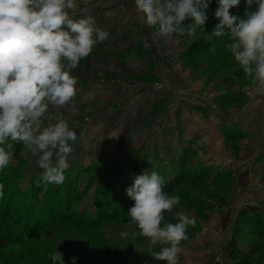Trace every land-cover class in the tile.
Instances as JSON below:
<instances>
[{
  "label": "rangeland",
  "instance_id": "obj_1",
  "mask_svg": "<svg viewBox=\"0 0 264 264\" xmlns=\"http://www.w3.org/2000/svg\"><path fill=\"white\" fill-rule=\"evenodd\" d=\"M78 4V17L89 14L85 11L92 4L102 8V16L95 18L98 27L116 21L117 31H127L129 37L130 29L149 32L147 41L139 44L155 47L157 80L141 72L135 75L140 67L142 71L151 68L142 56V64L136 62L135 69L124 66L122 77L115 79L134 89L138 86L134 93L166 96L170 102L167 114H171L168 119L164 115L151 120L147 106H143L130 109V117L121 116L122 109L116 103L110 107L114 114L103 115L101 126L94 118L99 114L94 115V110L86 113L91 105L85 103L87 108H82L83 98L78 101L74 97L63 116L77 140L60 185L38 183L41 170L35 158L23 143H13L12 163L0 171L4 186L0 202L9 197L6 204L12 223L24 236L21 243L0 248V264H51L50 255L57 251L65 264H72V257L77 258L75 264H164L151 256L159 246L150 249L147 238L134 234L123 210L134 203L125 192L133 176L159 166L165 170V183H173L170 189L165 184L164 191L180 197V204L164 213L165 219L175 222L179 212L196 218L195 226L187 229L188 239L182 242L178 264H264V95L231 59L227 36L208 41L198 31L196 36L185 32L156 38L152 34L155 29L140 19L133 0H78ZM212 5H216L215 0L208 8ZM244 8L241 0L229 11L242 16ZM131 15L139 19L126 20ZM122 18L130 26L127 22L121 28ZM217 22L208 19L205 30L211 31ZM189 23L185 21L183 26ZM112 38L96 44L73 70L79 98L85 92L84 73L98 79L107 73L104 79L109 80L114 76L105 69L108 63L102 65V61L113 59V66L116 61H128L126 56L115 57L118 50L114 49L119 46L116 49L124 55L129 39ZM133 49L138 51L136 46ZM97 57L100 66L90 75L83 64ZM127 98L122 99V108L127 100H133ZM185 104L196 109L180 113L181 109L176 114L175 109ZM170 159L172 168L166 169ZM62 185L72 190L58 187ZM248 208L254 211H246ZM122 230L129 231V237L121 238ZM233 241L237 251L231 256Z\"/></svg>",
  "mask_w": 264,
  "mask_h": 264
},
{
  "label": "clouds",
  "instance_id": "obj_2",
  "mask_svg": "<svg viewBox=\"0 0 264 264\" xmlns=\"http://www.w3.org/2000/svg\"><path fill=\"white\" fill-rule=\"evenodd\" d=\"M212 0H133L142 22L156 38L174 33L204 39L227 36L226 50L254 89L264 95V0H243L242 16L229 10L241 0H215L218 21L206 31L205 9ZM78 0H0V171L13 160V143H23L41 170L38 183L60 185L74 152L76 133L63 110L77 95L73 70L108 33L94 17L77 16ZM185 21L190 23L185 28ZM48 121L45 123V121ZM163 177L145 169L132 178L126 195L134 201L126 222L134 234L147 238L151 256L164 264H178L187 229L196 218L184 212L175 222L164 213L180 204V197L163 191ZM0 184V198H3ZM129 231H120L121 238ZM76 257H72L75 264ZM51 264H65L61 254Z\"/></svg>",
  "mask_w": 264,
  "mask_h": 264
},
{
  "label": "crops",
  "instance_id": "obj_3",
  "mask_svg": "<svg viewBox=\"0 0 264 264\" xmlns=\"http://www.w3.org/2000/svg\"><path fill=\"white\" fill-rule=\"evenodd\" d=\"M95 5L96 4L90 5L88 7V10L85 11V12L89 11V15L94 17V19L102 16L101 13L103 12L102 8L99 5H96V6ZM84 8H87V7H84ZM126 18H128V19H126L128 21L129 20L130 21H136V18H137V20L139 19L137 15H136V17L134 15L127 16ZM122 20H123V18H122ZM128 21L123 20V22L120 23L121 28L124 27V25H126V23ZM128 24L130 26V22H128ZM117 28L118 27L116 26V21H113V23H109L108 25H106V23H105V26L102 27V29H104L108 33V38L105 41H109V40L113 39L112 37H119V36H124V38L129 39L130 43L127 44V46L124 50L125 54L124 55L120 54L119 51L121 49H119V48L116 49L117 47H119V46H117V47H115L114 51H116V50H118V51L115 53L114 56L117 58H124L126 56L129 59L130 58L131 59L130 60L128 59V61L126 60L125 62H124V60H121L120 62L116 61V66L115 65L113 66V64L111 65L112 61L115 62V60H113V59L112 60H110V59L103 60L102 65L105 63H108V64H105V69L108 71H111L112 73H110V75H112L114 77H112L109 80H105L104 77L107 73L102 77V79H98L95 76H88L84 73L83 78H85L84 79V81H85V85H84L85 92L83 90L84 94L81 95L80 98H79L78 94L75 97L78 98V101H80V99L83 98V101L80 102L82 108L86 107V104L91 105L92 108H89V110L86 113L89 114V113H91V111L94 110L92 112L94 115L99 114V115L95 116L94 118L96 120L98 119V124L101 126H103V122H104L103 115H104V117H106L110 114H114L113 112L115 110L112 111L110 107H114L113 104L116 105V103H119L120 107L122 109L120 111L121 116H125L126 114H128L130 117L133 114V113H131L130 109H142L143 106H147L148 108L146 107V109L149 111L148 114H150V112L157 107V104L162 102L161 108H157V110H160V111L158 112V114L156 116L152 117L151 120H155L161 116L164 117V115H166V119H168V115H170L171 113L167 114V110H168L167 108L169 107V104H167V103H170V102L168 101L166 96L157 95L156 92H155V94L153 92L147 93L146 96H145V92L136 91V93H134L135 92L134 90H137L138 86L134 89L132 87H129L128 86L129 84L127 82L115 79V78L119 79L122 77L124 66H127V68H129V67L134 68V67H138V65L142 64V62L140 61L141 58L139 56H142V58H143L142 60L146 61L147 63L149 62L148 64H150L151 68H148V69L145 68V70L143 68L144 71H142L141 67L139 66L140 70L138 69V74H135V75L139 76L141 73H143L141 75H147L150 79H153V80H157V77H158V75H156V70H155V62H156V67H157V60H156L157 55H155L153 53L154 51H156L155 47L152 44H148L146 46L145 42H144L143 46H140V44H139L140 42L144 41L143 39L146 40L149 32L148 31H146L144 33L142 31L139 32L140 30L138 28L130 29L129 31H131L130 32L131 37H129V36H127L128 35L127 31H119V30L117 31ZM97 44H100V43H97ZM133 44H134V46H136L138 48L137 52L134 51ZM123 47L124 46H122V48ZM128 47H131V48L129 49ZM148 47H150V50ZM151 48H153V49H151ZM145 52H147V53H145ZM99 62H100V60L98 59V57L95 58L94 60L92 58L89 59L88 63L84 62V64H83V66L85 65L84 70L90 75L94 74V68L97 66H98L97 68H99V66H100ZM136 62L138 65H136ZM168 63L169 62H167V68L169 69ZM152 84H154V83H152ZM142 85H144V84H142ZM124 97H128L127 99L133 98V100L135 98H137L138 100L135 99L134 103H132L133 100H127L126 99L127 103H126V105H124V107H123L124 109H123L121 101ZM85 98H88L89 100H87L85 102V100H84ZM147 98L150 99L149 102L144 103ZM193 107L196 109L195 106H192V105L189 106V104H185V105H181L178 108H176L175 111L178 109V112L176 113V114H178L180 112V110L182 109V111L180 113H189V112H192V111H190V108L193 109ZM178 126H179V121H177V123L175 124V128H177ZM169 127H171V126H169ZM153 129H155V128H153ZM169 130H171V129L169 128ZM179 133L180 132H178V134ZM169 149L171 152L173 149L172 145ZM169 168H170V166H169ZM169 168H166V169H169Z\"/></svg>",
  "mask_w": 264,
  "mask_h": 264
},
{
  "label": "trees",
  "instance_id": "obj_4",
  "mask_svg": "<svg viewBox=\"0 0 264 264\" xmlns=\"http://www.w3.org/2000/svg\"><path fill=\"white\" fill-rule=\"evenodd\" d=\"M216 7H217V5H212L211 8H207L206 9L205 12H208L209 13L208 16H207V20L214 18L213 12H214V9ZM208 46H210V44H208ZM198 50L199 49H196V52H198ZM191 53H195V52H191ZM142 76L148 77L147 75H142ZM161 106H162V102H160L159 104H157V107L154 110H152L149 115L151 117L156 116L158 114V112L160 111V110H157V108H161ZM169 161H170V168H172L171 162H173V160L170 159ZM154 168H155V171L158 172L162 177L164 176V174H165V172H164L165 170L164 169H161L160 166L159 167H154ZM148 171L151 172V171H154V170L151 168ZM164 177H163V179H165ZM10 178H8V179H10ZM6 181L7 180H3L4 183H6ZM165 184L166 183H164V187H165ZM169 184L172 185L173 183H169ZM171 185H167L168 186V189H170L172 187ZM58 187L61 188V189L72 190V189H70L71 187L69 185H62L61 187L60 186H58ZM164 187H163V191H164V189H167V188H164ZM51 193L54 194L55 197H58V194L55 191H51ZM8 200H9V197L7 198L6 201L8 202ZM7 202H2V203L0 202V248L1 249H3V248L5 249L6 247H9L11 244L17 245L18 243H21V240L23 239V236H24L22 232H18V230L16 229V227L14 228V225H13L14 222L12 223V218H11L12 212H11L10 207L6 204ZM131 206L132 205H128L127 208H123V210L126 209L125 212H127L128 209ZM246 211L252 212V211H254V208H248V209H246ZM236 251H237L236 250V242L233 241V242H231V245L229 246V253L232 256V255H234V253Z\"/></svg>",
  "mask_w": 264,
  "mask_h": 264
},
{
  "label": "flooded vegetation",
  "instance_id": "obj_5",
  "mask_svg": "<svg viewBox=\"0 0 264 264\" xmlns=\"http://www.w3.org/2000/svg\"><path fill=\"white\" fill-rule=\"evenodd\" d=\"M99 43H101V42H99Z\"/></svg>",
  "mask_w": 264,
  "mask_h": 264
}]
</instances>
